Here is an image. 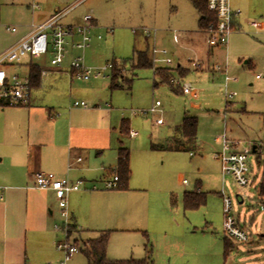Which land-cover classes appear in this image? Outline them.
Wrapping results in <instances>:
<instances>
[{
  "label": "crops",
  "instance_id": "crops-1",
  "mask_svg": "<svg viewBox=\"0 0 264 264\" xmlns=\"http://www.w3.org/2000/svg\"><path fill=\"white\" fill-rule=\"evenodd\" d=\"M168 1L170 14L160 9L167 6V0H28L26 4H20L13 10L21 12V7L25 6L26 14L28 13L25 18L18 19V26L5 24V16L0 13V28L8 25L15 28L12 30L15 34L9 41L2 43L0 38V53L30 33L36 25L49 19L56 11L76 4L64 15L62 22L67 25L78 24L86 14H90L95 25L92 42H96V48L101 47L99 41L103 37L98 36L103 28L107 29L108 24H115L116 30H119L128 29V25L138 21L135 20L138 17L139 22H155L151 28L138 26L142 31V45L139 42L140 49H133V58L136 51H148L152 61V67L148 68L153 79V91L166 84L154 85L157 80L155 69L164 67L180 74L179 69L173 70L174 66L185 71L181 76L189 77L199 84L209 81V73L220 72L225 77L227 74L229 78L226 80L224 77V80L228 88L232 80L229 75V55L237 59L231 58V65L237 63L238 66L243 65L244 70L247 67L251 71L264 72V0H231L233 8L239 9L240 14L236 16V30L230 36L227 46L211 44L209 34L199 25L200 18L199 26L196 27L192 14L197 9L191 0ZM250 18L257 21L256 27L249 23ZM136 28L132 32L136 33ZM111 29L114 35L115 27ZM146 29L149 33L144 32ZM71 39L78 40L79 36ZM96 48L89 52L85 51L86 48L83 51L84 60L87 61L86 56L89 58L88 62L95 60L93 56ZM153 48L165 49L167 53H159L158 56L170 57L173 65H155ZM76 51L72 50V54H80ZM194 60L200 62L199 68L193 67ZM30 61L41 67V76L39 85L31 90L28 102L0 105V264H58L63 258V253L56 247V241L61 237L54 229V225L60 222L54 193L31 187L33 173L38 170L53 172L59 178L84 179L86 186H98L97 190L74 191L68 196L71 224L75 226L71 237L75 238L77 244L79 237L87 243L105 231L134 233L128 235H136L139 244L142 237L135 232H142L145 237L148 232L156 239L167 238L169 233H178L180 229L182 232L188 230L186 224H191L192 220L187 219L186 211L194 209L177 207L175 211L171 210L173 218H170L168 212L166 213L167 201L174 203L176 199L177 205L180 201L183 205L186 193L204 194L202 180L198 179L195 186L188 182L191 187L183 188L186 184H182L180 179L178 181L173 174H168L169 170L165 165L169 161L172 168L173 163L176 166L177 161H183L178 152L190 149L184 148L185 146L176 149L174 142L176 138L182 137L180 127L184 118L197 116L189 115L188 109L184 108L179 121L175 119L168 122L164 119L163 124H156L152 120L151 124L159 132L155 137L156 142L150 141L154 139V135L147 130V120L135 119L132 112H124L122 109L128 92H124V89H135V92H131V101H135L137 84L134 78L129 80L124 75L122 85L113 89L110 78H91L87 81L75 78L68 62L53 66L50 62L40 65L34 59ZM215 65H219L220 69H216ZM21 68L23 73L30 75L29 60H25ZM255 77L263 89L262 75L258 73ZM125 82L129 83L128 87H125ZM149 86L150 84L146 86L148 90ZM33 90L40 94L32 95ZM222 90L220 92L224 94L226 101V88ZM233 99L222 110L217 111H223L224 119L231 122L230 127L225 121L224 131L228 136L229 132H235L234 138L248 140L256 146L255 143L260 140L258 136L263 133L264 138V128L255 131L249 125L245 128V123L235 121L231 113L239 116L241 121V116H244L246 123H249L253 114L264 108L257 109L244 98L236 101ZM76 100H84L89 106H72ZM154 104L153 101L152 105ZM192 105L195 108L200 107L196 103ZM123 120L127 122L130 132H136L135 136H131L130 132H122ZM135 126L142 131L135 130ZM127 138L132 139L130 146L126 143ZM197 139L198 128L196 146ZM215 142L220 145L217 137ZM122 149L129 152L131 176L127 187L100 190L99 186L104 187L105 180L116 172ZM181 168L182 163L175 167L174 173L176 170H183ZM225 179L226 176L217 175L219 182L216 189L221 196ZM252 179L257 182L258 197L264 205V194L261 193L264 171H260ZM179 209L180 214L186 217L184 225L177 220ZM113 235L111 236L114 237ZM114 239L112 238L111 246L108 242L107 257L118 260L122 257L114 250ZM128 244V241H124L120 247L127 248ZM122 251L126 252L124 249ZM141 252L137 251L138 254Z\"/></svg>",
  "mask_w": 264,
  "mask_h": 264
},
{
  "label": "rangeland",
  "instance_id": "rangeland-1",
  "mask_svg": "<svg viewBox=\"0 0 264 264\" xmlns=\"http://www.w3.org/2000/svg\"><path fill=\"white\" fill-rule=\"evenodd\" d=\"M27 2L28 0H0V13L5 16V24L18 26V19L21 17L25 18L28 13L26 14L25 6L21 7V12H14L13 10L17 9L16 6L26 4ZM160 9H163L165 13L168 11L170 14L171 7L169 1L167 0V6H163V8L160 7ZM160 9L159 11H161ZM193 12L194 14H192V17L197 27L199 18H201V13L195 11V9ZM135 20L138 21L131 22L128 25V29L123 28L116 30L117 26L115 24H108L110 27L107 26V29L103 28L101 31V36L103 38L99 41L101 47H94L96 42H92L91 48L85 50L89 52L96 48V54L93 56L95 60L88 62L89 58L86 56L87 61L84 60V62L87 66L97 67L115 60L123 67L122 76L125 75V78L129 80L135 79L137 84L135 87L137 90L135 101H131V92H135V89L133 88V91L129 88L127 90L124 89V92L128 91L126 100L122 106L124 112L128 111L131 113L132 110L148 109L154 101L155 105L162 108L165 121L172 122L175 119L179 121L182 118L181 113L184 108L188 109L187 113L189 115L197 116L198 145L196 146V144L193 143L190 150L181 153L178 152V155H181L183 161H177L176 166L182 163L183 168L181 169L183 170H176L174 173L173 170L176 166H174L173 163L171 168L169 161H166L165 168L169 170L168 174H173L175 178L177 177L178 181L180 179L183 182L182 184H186L184 183V179H187V181L194 186L198 179L202 180L203 183L201 182V185L205 196H207V203L200 206L198 209L186 211L187 219H191L192 222L191 224H189V222L186 224L188 225V230L185 229V232H182L180 229L178 233H169L167 238L158 237L156 239L148 232L147 237L143 236L142 232H135V234H139V236L142 237L140 239L141 243L139 244L136 235H128L134 233L128 232L127 234L121 231L111 232L110 234H114V237L110 235L109 246H111L110 243L112 238H115L113 241L114 245H116L114 250L117 255H121L120 257H122L118 260L131 259L130 257L133 259H143L149 256L153 264H264V205L262 203L263 201L258 197L256 190L257 182L252 181L249 186L242 187L238 185L230 175L226 176L224 189L226 194L232 199L233 213L238 221L245 226L249 234V240L246 242H235L229 239L231 245L230 251L228 254H225L223 196L217 193L218 189H216L218 186L217 182H219L217 180V175L222 177V172L219 160L214 158V153L221 149V146L215 142V138L224 132L225 121L228 126L231 127V122L228 119H224L222 114L223 111L217 112L219 109L222 110L226 104L224 94L220 92V89H225V76L220 72H214V75L209 73L207 76L209 81L205 84L194 82L189 77L184 78L192 82L199 90L197 98H190L179 89L178 91H174L172 88H169L167 84H162L163 86H159L153 91V79L151 71L149 70L150 68H138L133 65V49L135 47L140 49L142 45V31L138 26L144 25L151 28L155 25V22H139V17ZM113 26L115 27L114 35L110 30ZM6 28L7 26L0 28L2 43L9 41L15 34L12 30L10 31ZM133 28L137 29L136 33L132 32ZM149 42L150 41H148V43ZM76 53L82 52L76 51ZM231 58L236 59L234 56L229 55V75L232 77V80L229 82L227 90L237 94L233 100L236 101L239 100V98H244L249 100L251 102L250 104H253L255 108H264V88H261V85L257 81L258 79L255 77L256 74L260 73L264 79V72H261V70L251 71L247 67L244 70L242 67L243 65L238 66L237 63L231 65ZM49 60L50 54L44 55L43 58H34V62H39L40 65L45 63L48 64ZM174 65H176V62H174ZM241 71H243V73ZM19 72L23 73L24 70L21 68ZM171 74L175 77L177 75L176 71H171ZM147 84H150V90L147 89ZM124 85L128 87L129 83L125 82ZM223 85L224 88H221ZM200 91H202L201 94ZM39 94L40 92L37 90L32 91V95L34 96ZM208 95L210 96L207 97ZM192 103L198 104L201 108H195ZM189 106H192L194 109H189ZM257 112L258 113L253 114L249 123H246L244 116H241L242 121L239 116H235L233 113H231V117L238 123H245V128L246 125H249L255 131L256 129L264 128V109H258ZM132 116L135 119L147 120V130L151 131L154 135V139H150V141L156 142L155 137L159 129L151 124L152 120H154V116L152 114L146 116L137 114L136 116ZM134 129L140 132L142 131L138 126H135ZM234 134L235 132H229V136L232 137L231 139L238 140V138H234ZM262 135L258 136L260 140H258V144H255L261 145L264 148V138ZM127 139L126 143L130 146L132 139ZM150 141L148 142L150 143ZM240 141L242 142L241 147L253 145V142H249L245 139H240ZM190 153L192 154L190 155ZM258 155V153L252 152L249 156V162L252 167V178L257 175V173L260 174V171L261 173L264 171V152L261 157ZM159 161H161V157ZM99 187L100 190L105 189L103 186ZM189 187H191V185L186 184L183 188ZM220 190L221 185L219 191ZM178 205L176 199H174V203H172L171 200L167 201L166 213L168 212L170 218H173L171 217V210L175 211L177 207L182 209L184 206L181 201ZM180 209L178 211L177 220L181 225H184L183 223H186L184 221L186 217L180 214ZM105 232H101V234ZM62 234L63 233H60L61 239L63 238ZM71 239L74 242L76 241L73 237H71ZM124 241L129 242L127 248L120 247L121 243ZM78 245L80 251L70 258L68 264L88 263L85 254V242L80 237L78 238ZM122 249L126 250V252H121ZM138 250L142 251L141 254L137 253ZM157 252L158 255L156 256Z\"/></svg>",
  "mask_w": 264,
  "mask_h": 264
},
{
  "label": "built area",
  "instance_id": "built-area-1",
  "mask_svg": "<svg viewBox=\"0 0 264 264\" xmlns=\"http://www.w3.org/2000/svg\"><path fill=\"white\" fill-rule=\"evenodd\" d=\"M207 9L215 15V21L210 22L205 28L209 34L212 45L227 46L230 36L236 30L235 19L240 14L239 9L233 8L231 0H206ZM76 4L56 11L49 19L41 24L36 25L33 30L26 36L19 39L7 49L0 53V105H18L27 103L30 90V75L20 73L19 70L24 65L25 60L41 58L50 54V64L53 66H61L68 62L72 76L80 80H90L91 78H109L113 61L107 62L102 66H87L84 62L83 51L88 48L93 40L92 31L95 28L93 17L86 14L83 21L78 24L67 25L62 22L64 15L73 9ZM249 23L256 27L257 21L253 18L249 19ZM8 30H15L14 27L7 26ZM112 31V29H110ZM149 33V30H145ZM79 36L78 40L71 39ZM99 38L102 36L99 35ZM72 50L82 53L74 55ZM153 62L155 65L160 63L170 67L173 61L170 57H159L158 54H166L165 49L153 48ZM194 68L200 67V62L194 60L192 62ZM173 70H177L178 66H174ZM216 69H220L219 65H215ZM156 70V69H155ZM177 73V72H176ZM226 74L225 79L228 80ZM170 82L174 87L179 88L183 94L190 98H197L199 90L177 73L176 77L171 75ZM226 104L232 100L236 93L227 90V82L225 83ZM72 106L87 108L89 104L84 101H74ZM133 115L152 114L156 124H163V111L157 105H152L148 109L132 110ZM131 136H135L136 132L131 131ZM221 149L214 153V158L219 160L221 172L223 176L230 175L235 182L242 186H249L253 179L251 177L252 167L249 162L250 153L255 152L260 156L264 152L261 145L241 147L240 140L231 139L226 131L217 136ZM255 147V148H254ZM78 160H81L79 158ZM184 183H188L184 179ZM32 188L52 191L57 201L60 222L54 225V229L63 233V238L56 241V247L63 253V258L58 264H67L69 259L80 251L78 244L71 240L70 226L71 215L68 209V196L71 192L81 190H97L98 186L93 184L86 186L84 179L71 180L68 177H56L53 172L42 170L33 173ZM119 187V175L117 172L105 180V189H116ZM223 211H224V237L235 242H246L249 240V234L240 224L233 213L232 199L225 190H222Z\"/></svg>",
  "mask_w": 264,
  "mask_h": 264
},
{
  "label": "trees",
  "instance_id": "trees-1",
  "mask_svg": "<svg viewBox=\"0 0 264 264\" xmlns=\"http://www.w3.org/2000/svg\"><path fill=\"white\" fill-rule=\"evenodd\" d=\"M194 7L199 13H201L200 27L205 29L210 22L215 21V15L208 11L206 0H191ZM133 65L138 68L152 67V61L147 50L136 51L133 58ZM181 75L185 74V71L178 68ZM171 69L159 67L156 68L155 74L157 80L155 86L160 83L168 84L172 90L178 91L179 88L173 86L170 82ZM29 73H30V90L33 87L38 86L40 83L41 67L38 64L29 62ZM122 73L123 67L117 61H113V67L111 70V88H119L122 85ZM180 90V89H179ZM181 91V90H180ZM198 119L196 117L186 116L180 127L181 138L175 139V148L179 149L180 146L190 149V145L196 142L197 138ZM121 130L125 134H129L130 130L125 120L122 121ZM116 172L119 175V187L126 188L131 176V169L129 166V152L127 150H121L118 160ZM261 193L264 194V185L261 186ZM206 202V196L203 193L188 192L184 197V207L187 209H196ZM75 226L71 224L70 233H72ZM110 231L102 233L98 238L92 239L85 243V254L88 259L87 264H153L149 256L143 259H126V260H111L107 257V246L109 242ZM225 241V254L230 251V241L224 237ZM77 243V241H76ZM149 253V252H148Z\"/></svg>",
  "mask_w": 264,
  "mask_h": 264
},
{
  "label": "water",
  "instance_id": "water-1",
  "mask_svg": "<svg viewBox=\"0 0 264 264\" xmlns=\"http://www.w3.org/2000/svg\"><path fill=\"white\" fill-rule=\"evenodd\" d=\"M255 148V147H254Z\"/></svg>",
  "mask_w": 264,
  "mask_h": 264
}]
</instances>
